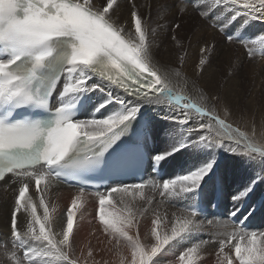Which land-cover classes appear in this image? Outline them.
I'll return each instance as SVG.
<instances>
[{
  "label": "snow or ice",
  "instance_id": "1",
  "mask_svg": "<svg viewBox=\"0 0 264 264\" xmlns=\"http://www.w3.org/2000/svg\"><path fill=\"white\" fill-rule=\"evenodd\" d=\"M239 2L240 0H230L232 5ZM177 3L183 10L193 5H188L185 0H177ZM194 4L196 7L192 11L195 9L201 20L214 8L226 5L225 0H205L204 7H201L199 0H195ZM118 7L116 0H106V3L105 0H0V45L10 53L0 58V109L3 110V115H0V180L7 179L5 174L11 173L19 183L18 195L11 209L12 246L0 247V256L6 258L7 264H25V261L27 264H34V253L38 257L57 256L67 261V264H77L76 260L70 258L69 250L70 234L74 229V209L79 197L73 198L71 206L67 208L66 227L63 229L62 239H59L50 235L49 212L44 200L41 199L39 204V207L44 208L41 218L37 215V207L32 202V197L27 195L31 182L35 180L39 185L45 177L49 181L59 180L56 169L63 166L65 157L77 145L104 143L103 138L108 133L135 117L140 103H159L162 98H167L174 100L179 107L181 101L185 100L182 96H174L170 89L172 73L162 71L152 62L149 55L148 28L143 26L138 13L135 10L131 12L130 25L134 28V35L113 22L112 13ZM243 8L248 15L264 19V0H245ZM175 27L179 28L180 25ZM260 40L264 41V37ZM65 47L67 51L60 54L58 50ZM215 47L214 45L213 48ZM46 62L49 66L61 68L67 74L61 95L95 90L99 85L88 86V80L95 76L130 97L131 102L124 110L101 119L72 121L66 109L59 107L55 110L56 116L52 121L11 120V112L16 107L30 103L43 105L33 88L42 82ZM204 63V60L200 61L201 65ZM175 75L179 76V72ZM48 78L51 79L50 76ZM146 90H150L152 94L149 95ZM182 109L183 119L179 121L181 123H186L190 119V110H194L209 121L207 124L199 122V130H211L212 121L225 127L223 119H217L209 111L193 103L184 102ZM116 138L113 137V140ZM200 139L207 138L201 136ZM229 139L240 145L248 137L237 131ZM216 142L219 143L218 140ZM244 146L248 152H264V148L252 147L251 144ZM230 150L237 152L236 147H231ZM170 154L158 155L154 159L159 162ZM210 168L211 163L188 175L164 181L162 195L175 194L174 186L177 184L182 192L194 190ZM119 186L120 188L112 187L108 191L114 193L128 187L127 184ZM131 187L136 189L140 185L132 184ZM245 194L241 192L239 196L243 197ZM105 202L106 197L101 194V207L97 216L100 230L106 234L118 264H128L129 252L130 264H154L153 258L170 241L200 229V225L194 220V211L183 212V218L173 222L170 234L163 237L157 231L158 221L153 219L151 237L155 243L142 244L138 236L129 234L135 226L133 219L123 212L106 214L102 207ZM21 209L28 213L26 231H18L17 228ZM228 229L227 224L222 226L221 235L226 236L218 241L220 255L217 264H264V232ZM23 238L41 242L42 247L29 249L21 258L17 255L19 248L13 242ZM232 241H235L234 247L231 246ZM226 247L229 251H225ZM200 250L199 243L187 247L174 264H198ZM88 256H92L91 250Z\"/></svg>",
  "mask_w": 264,
  "mask_h": 264
},
{
  "label": "bare ground",
  "instance_id": "2",
  "mask_svg": "<svg viewBox=\"0 0 264 264\" xmlns=\"http://www.w3.org/2000/svg\"><path fill=\"white\" fill-rule=\"evenodd\" d=\"M116 2L119 4V7L112 13L113 22L123 26L126 31H131L134 35V28L130 25L131 12L135 10L138 13L139 17L142 19L143 26L148 28L149 55L152 62L160 67L162 71L167 70L172 73L170 89L185 94L187 98L181 101L179 107L175 105V102L168 101L164 98H162V102L159 103H140L138 111L135 114V116L140 114L146 115L148 119L147 130L152 132L153 143L156 142L160 148H168L167 152L171 153L165 156V160H167L165 179L172 180L170 174L172 175L174 173L175 175L176 172L180 173V177L188 175L211 163V168L202 177L198 187L195 188V190H198V193L194 195L192 202H194L196 195L202 194L205 202L209 203L213 195L214 179L217 178L223 190L222 204L227 208L233 207V209L237 211L243 203L237 205V202L242 198L239 196V191L242 189L243 192L246 193L245 197H250V202L241 216L246 218L249 221V225L253 228H258L260 225L264 226V157L256 152H248V149L243 146L245 144H254L255 146L264 148V130H262L261 127L251 125L253 123L246 124L242 122V116L237 117L234 114L236 102L242 103L241 98L245 92L242 88V78L239 80H237V78L229 79L228 76L229 68L232 67L233 63L232 59H229V54L232 55L233 52L228 50V44L237 46L236 40H239L242 41L243 46L255 45L252 54L244 49L240 52L237 61H242L244 63V61L248 59L247 54H251V56L255 58L259 50L258 43L250 41V33H242L240 35L237 33L231 35L232 33H230V36L234 37V41L232 40L226 43L216 30L209 28L207 22L200 19L195 9L192 11V8L196 7L194 4L195 0H190L188 3L185 1L188 5L193 4L192 7L187 8V10H183L181 5L177 3V0H116ZM244 2L245 0H240L238 4L232 5L230 0H225V6L216 7L209 12L207 16L208 21L213 25L221 26L225 16L233 14L238 20L239 18L244 19L246 22L244 26L247 30L252 29V23L257 22V25L260 23V28L258 30V32H260V29L264 28V19L255 18V16H250L244 12ZM199 3L201 7L205 6L203 5L205 0H199ZM257 15L259 14L257 13ZM177 16L184 18H181L182 21L176 24L180 25L179 28H176L174 24L175 30L171 32L170 27L163 25V22L169 18L179 21ZM193 17H196V19ZM229 20L230 19H227L226 24ZM195 26L197 28L199 27V30L192 31V28ZM223 30L229 29L226 26L222 28L221 31ZM204 31L209 35L216 36L220 40H223V42L217 46L218 48L215 47L214 49V45L208 42L202 43V33ZM260 34H263L262 31ZM205 48L207 51H201ZM261 50L262 48H260V51ZM261 53L264 56L262 51ZM201 60L205 61L203 65L200 64ZM248 61H250V59ZM238 62L234 63L236 65L235 75L237 73L236 69L238 65H240ZM260 63L264 66V63ZM177 71L179 72V76L175 75ZM249 71L250 70H248V72ZM92 84H97L99 87L95 90L85 91L94 99V104L85 110L78 120L106 118L114 112L124 110L131 102L130 97H126L119 90L99 80L98 77L91 76L88 80V86ZM79 92L80 91H78V93ZM118 101H123V103H119ZM184 102L193 103L205 111H209L212 115L216 116L217 119H223L225 121V127L223 128L216 125L215 121H212L213 128L211 130L207 128L199 130V122L202 121L207 124L209 121L207 117L200 116L194 110H190V119L186 123L179 122L180 119H183L182 105ZM101 105H104L103 108L98 113H95L94 108ZM237 108L240 109L239 106H237ZM180 124L183 126L182 129L178 126ZM171 130L176 131V142L180 139L179 137L181 135L187 133V136H184L186 139L184 142L188 143V146L183 145V147H181V145H178L176 148L173 147L174 149H178L177 151H173L171 146H166L165 143H168V139L174 142L170 133ZM237 131L245 133L248 137V139L242 141L240 145H236L229 139L230 136H235ZM201 136H205L207 139L201 140ZM163 138H166L167 141ZM216 140H218L219 143H217ZM231 147H236L237 152L231 151ZM252 147L254 146L252 145ZM153 150L157 151L158 148H153ZM199 150L204 152L200 154ZM164 154H166V152ZM260 166L262 169L259 168ZM6 178L7 179H3L0 182V244L4 242V246L11 247V209L14 206L15 197L18 195L19 183L15 179ZM244 181H247L245 185H243ZM250 182H253V184L257 182L256 190L253 192L247 191ZM252 185L249 187V190ZM137 189L145 191L147 188H136L134 191ZM209 189H211V193L208 197L207 191ZM122 190L124 191V189H121L117 192L107 194L109 198L102 206L105 213L118 212L117 196L121 194ZM175 192V194L173 193V195L170 196L163 195L164 199L169 203L172 202L174 205L177 203L180 207L184 206V203L188 200L190 195L187 192L180 191L179 184L175 186ZM11 193H13V195H11ZM27 195L32 197V202L37 207V215L41 218L43 217L44 208L39 207V204L41 199L44 200L45 207L49 212L50 235L59 239H62V232L66 227L67 208L71 206V200L73 198L79 197L77 200V207L74 209V229L73 233L70 234V258L76 260L77 264H118L115 255L106 257L108 260L106 262L98 252L101 241L104 242L106 238V234L100 230L97 216L101 207L99 205V198H95L87 192L59 184L55 180L49 181L48 177H45L39 185L33 180ZM155 198L160 201L162 195L160 194ZM254 203H256L254 205L255 208L252 212L248 213L249 205H253ZM259 205L261 207L257 209ZM179 213L182 215L183 211H179ZM63 215L66 216L65 221L60 220ZM214 219L215 218L212 217L211 221L210 218L202 219L199 216H195L194 220L200 225V229L184 234L179 243L170 241L169 244L165 246L167 247V253H163L162 249L156 257L164 258L169 260L170 264H174V262L177 261L174 259H176V251L179 249V246L185 251L186 247L189 245L201 244L200 240L212 242L209 241V239L216 237L222 238V226L225 225L222 221L224 219L221 220L220 224H217ZM162 222L158 230L163 233L161 237L170 234L172 226L171 221L168 219H164ZM27 223L28 213L21 209L18 213V231H26ZM147 225L153 226L152 223L142 225L140 229L138 228V232L147 227ZM212 228L216 230L213 231ZM235 228L239 227L234 225V229ZM259 232H264V228H261ZM143 233L146 232L141 231L138 233L140 240L144 237ZM129 234L134 235L131 231ZM187 238L190 239L189 242L186 241ZM13 243H15V245L24 244L28 250L31 248L40 249L42 247L41 242L30 241V238H23L19 243L17 241ZM141 243L146 245L152 244L146 239H143ZM153 243H155V240ZM214 244H201L198 264H213L210 248L213 250L215 249V254L217 250L216 246L213 247ZM89 250L92 252L91 257L88 256ZM17 255L23 258L21 249L20 252L18 249ZM0 259L6 258L0 256ZM32 259L35 260L34 264H38L41 260H46L48 264H67V261L57 256L38 257L35 254V257ZM127 259L128 264H130V252L128 253ZM171 260L174 261L171 262ZM4 263H7V261H2L1 264Z\"/></svg>",
  "mask_w": 264,
  "mask_h": 264
},
{
  "label": "rangeland",
  "instance_id": "3",
  "mask_svg": "<svg viewBox=\"0 0 264 264\" xmlns=\"http://www.w3.org/2000/svg\"><path fill=\"white\" fill-rule=\"evenodd\" d=\"M232 17H233V14H229V15L225 16V18L223 20V23H222V28H225L227 26L229 30H223V31H221L222 28H221V30L217 28L218 25H213L210 21H208V17H206L204 19V21L207 22L209 28H211L213 30H216V32L222 37V39L226 43L231 42L233 40V38H234V37L230 36V33H232L231 35L236 34V33L239 34V35L242 34V33H250V41L254 42V43H258L259 50L256 53L255 58L251 56L253 50L255 49V45L254 44L253 45L243 46L242 41H239V40H236V43H237L238 47L228 44V48H229L228 50L233 52L232 55L229 54V59H232L233 63H232V67L229 68L228 76H229V79L237 78V80H239L240 78H242V81H243L242 88H243V90L245 92L243 97L241 98L242 103H237L236 102V105H235L236 110L234 109V114L237 117L242 116L241 117V121L242 122H245L246 124L253 123L251 125L261 127L262 130H264V66L260 63V62L264 63V56L262 55V53L260 51L261 47L264 50V45L259 46V44L261 45V43L263 42V41L260 40V38L264 37V28L260 29V32L262 31V33H263V34H260V32H258V30L260 28V23L257 25V22H255V23L251 24L252 25V29L251 30H247V29H245V26H244V24H246L244 19L243 18H239V20H238L237 17L234 18L235 21H236L234 24H232V25L226 24L227 19L233 20ZM177 18L179 19V21H175L172 18H169V19H167V20H165L163 22V25H166V26L170 27L171 32H173L175 30L174 24L176 25L177 23L181 22L182 21L181 18H184V17L177 16ZM193 18L196 19V17H193ZM195 30H199V27L197 28L195 26V27L192 28V31H195ZM223 32L226 33V34H224ZM202 37H203L202 43L208 42V43H210L212 45H215L216 47L219 46L221 44V42H223V40H220L216 36L209 35L206 31H204L202 33ZM229 38H231V40H229ZM243 49L247 50L248 52L251 53V54H247L248 55V59L246 61H244V63L242 61H240V62L237 61L239 59L240 52ZM249 59H250V61H248ZM223 61H224V59H223ZM237 62L240 63V65H238V67L236 69L237 73L235 75V67H236V65L234 63H237ZM244 64L245 65L247 64V65L245 66ZM248 70H250V71L248 72ZM237 106H239L240 109H238ZM178 126H180L181 129L183 128L182 124H180ZM170 133L172 135V138H173L174 142H171L170 139H168V143H165L166 146H171V149L176 148L178 145L179 146L180 145H187L188 146V143L184 142V141H186L184 136H187V133H184L183 135H181L179 137L180 139L177 140V142H176V137H177L176 136V131L175 130H171ZM151 135H152V132H151ZM154 136H155V134H154ZM152 137H153V135H152ZM163 139L165 141H167L166 138H163ZM249 143H251V142H249ZM252 145L254 147L260 148L259 146H255L254 144H252ZM156 147L158 148V150L155 151V153L157 155L164 154L165 152H166V154L169 153V152H167L168 148H165V147L164 148L163 147L160 148V147H158L157 143L154 142L153 143V148H156ZM203 152L204 151L199 150L200 154L203 153ZM256 153L260 154L262 157H264V152L263 153L262 152L261 153L260 152H256ZM259 168L262 169L261 166ZM170 177H171L172 180L176 179V177H174V173L172 175L170 174ZM222 179L224 181L223 177H222ZM246 182L247 181H244L243 185H245ZM252 184H253V182L249 183L248 188H247L248 192H253V191L256 190L257 182H255L253 185ZM251 185H252V187L249 190V187ZM162 190H163L162 189V185L159 186V187H153V186L147 187V189L145 191L144 190H140V189H137L135 191H134V189H126L124 191L122 190L121 194L119 193L120 195L117 196L118 208H119L118 212H123L124 215H127L131 219H133V221L135 223V226L131 229V232L134 234V236H138L139 237L138 233L141 232V231H145L146 233H143L144 234L143 239L148 240L150 243L154 242V239L151 237V229L150 228H152V227L147 225V227L141 229L139 232H138V228L140 229V227L142 225H145V224H151L153 219H156L158 221L157 226H156L157 227V231L159 230L161 224L163 223L162 221L164 219L170 220L171 224L173 222H177L178 219L182 218V215H181V213H179V211L180 212H182V211L183 212L191 211L190 207H191V204H192L193 197H194V195L196 193H198V190H195V189L192 190V191H188L187 193L190 195V197H188V200H186V202L184 203L185 205L180 207V205H178L177 203H175V205H174L172 202L169 203L168 201H166L164 199V196L162 195ZM241 192H243L242 189L239 191V193H241ZM210 193H211V189H209L207 191V196L208 197L210 196ZM160 194L162 195V199L159 201L155 197L159 196ZM11 195H13V193H11ZM139 198H140L141 201L139 200ZM230 198H232V197H230ZM248 198H250V197L249 196L245 197V195H244L240 199V201L237 202V205L241 204L243 201L247 200ZM255 204L256 203H254L253 205H249V209L247 211L248 213L252 212V210L255 208L254 207ZM260 207L261 206L259 205L257 207V209H259ZM107 213H109V212H107ZM208 218H210L211 221H212V217H208ZM60 220L65 221L66 220V216L63 215L60 218ZM220 222H218V223L216 222V223L220 224ZM222 222L227 224V225L230 224L225 218H224V220ZM228 226H229V229H228L229 231L234 230V225L233 224H230ZM258 228H253V227H251V225H249V227L246 230H242V229L241 230L242 231H246V232H253V231L259 232L261 230V228H264V226L260 225ZM212 230L215 231L216 229L212 228ZM158 233L161 236L163 235L162 232L158 231ZM143 234H142V236H143ZM225 236H226V234H225ZM225 236H222V238H225ZM218 238H220V237H218ZM218 238L216 237V238L209 239V241H212V242H207L208 240L206 242H204L203 240H200L201 244H203V245H206L207 243H209V244H214V243L216 244L217 243L216 245L215 244L213 245V247L216 246V250H217V252L215 254H214L215 249L213 250L212 248H210V253L212 254L211 257H213V259H212L213 264H217V259H218L219 255H220L219 243H218L219 239ZM143 239L140 240V241L142 242ZM181 240H182V237H178V238H176L173 241L176 242V243H179V241H181ZM186 241L189 242L190 239L187 238ZM100 244L101 245L99 247L98 252L102 256V259L107 262L108 260H107L106 257L114 256L113 252L111 251L112 246L107 242L106 238H105L104 242L101 241ZM234 244H235V241H232L231 242V246L234 247ZM16 246L19 248L18 244ZM165 246L163 248V253H167V250H166L167 247H165ZM0 247H5L4 246V242H1ZM186 249H187V247H186ZM183 251L184 250L181 248V246H179V249H177V251H176V259H174V260H178V257L180 255V253L183 252ZM225 251H229V248L226 247ZM19 252H20V248H19ZM232 254L234 255V252ZM33 255L34 256H32V258L35 257V253ZM23 257H24V254H23ZM2 258H5V257L2 256ZM0 260L7 261L6 259H0ZM174 260H171V262H173ZM208 260H209V256H208ZM2 261H0V264L2 263ZM153 261L155 262V264H160V263L170 264L169 260H166L164 258L154 257ZM40 263L48 264V262L46 260H41V261L38 262V264H40ZM25 264H27V261H25Z\"/></svg>",
  "mask_w": 264,
  "mask_h": 264
}]
</instances>
